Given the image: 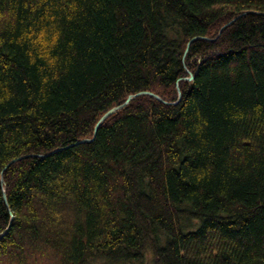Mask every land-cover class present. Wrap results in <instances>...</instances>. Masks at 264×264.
<instances>
[{
  "label": "trees",
  "instance_id": "16d2710c",
  "mask_svg": "<svg viewBox=\"0 0 264 264\" xmlns=\"http://www.w3.org/2000/svg\"><path fill=\"white\" fill-rule=\"evenodd\" d=\"M0 236V264H264V0H0Z\"/></svg>",
  "mask_w": 264,
  "mask_h": 264
},
{
  "label": "water",
  "instance_id": "95a60500",
  "mask_svg": "<svg viewBox=\"0 0 264 264\" xmlns=\"http://www.w3.org/2000/svg\"><path fill=\"white\" fill-rule=\"evenodd\" d=\"M196 39V38H195ZM195 39H192V40H190L189 42H188V46H187V50H188V48H189V43L191 42V41H194ZM187 50H186V52H187ZM194 78H193V76L192 75H190L189 77H188V81H190V80H193ZM150 95V96H152V97H154L156 100H159V97H156V96H154L153 94H151V93H137L136 94V96H141V95ZM136 96H129V97H127V99L125 100V102H124V104L123 105H120V106H117V107H115V108H113V109H111V110H109V111H107L106 113H104V116L96 123V125H95V128H94V132H93V137H94V135H95V133H96V131L98 130V128L100 127V125L109 117V116H111V115H113L116 111H118V110H121L122 108H124L125 107V105H127L128 103H129V101L130 100H132L134 97H136ZM87 141H89L88 139H85V140H83L82 141V143L83 142H87ZM3 196H4V201L6 202V196H5V194L3 193ZM10 215H11V217H12V214H11V212H10ZM2 236V235H1ZM0 236V237H1Z\"/></svg>",
  "mask_w": 264,
  "mask_h": 264
},
{
  "label": "rangeland",
  "instance_id": "374dc122",
  "mask_svg": "<svg viewBox=\"0 0 264 264\" xmlns=\"http://www.w3.org/2000/svg\"><path fill=\"white\" fill-rule=\"evenodd\" d=\"M89 264H106V262L102 259L100 260L97 259V260L90 261ZM139 264H152L151 255H149V253H146L142 263H139Z\"/></svg>",
  "mask_w": 264,
  "mask_h": 264
}]
</instances>
